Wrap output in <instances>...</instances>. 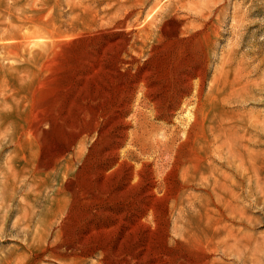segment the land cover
<instances>
[{
  "label": "rangeland",
  "instance_id": "rangeland-1",
  "mask_svg": "<svg viewBox=\"0 0 264 264\" xmlns=\"http://www.w3.org/2000/svg\"><path fill=\"white\" fill-rule=\"evenodd\" d=\"M0 264H264V0H0Z\"/></svg>",
  "mask_w": 264,
  "mask_h": 264
},
{
  "label": "bare ground",
  "instance_id": "bare-ground-1",
  "mask_svg": "<svg viewBox=\"0 0 264 264\" xmlns=\"http://www.w3.org/2000/svg\"><path fill=\"white\" fill-rule=\"evenodd\" d=\"M110 48V47H109ZM106 56V55H105ZM103 58V57H102ZM103 66V65H102ZM87 79V78H86ZM115 86V85H114ZM122 91V90H121ZM113 92V91H112ZM110 95V94H109ZM112 97V96H111ZM161 104V103H160ZM111 105V104H110ZM110 110V109H109ZM98 116V115H97ZM100 122V121H99ZM79 126V125H78ZM93 206V205H92ZM93 219V218H92ZM82 227V226H81ZM90 228V227H89ZM118 229V228H117ZM87 232V231H86ZM80 237V236H79ZM82 238V237H81ZM76 239V238H75ZM87 240V239H86ZM76 241V240H75ZM88 241V240H87ZM86 241V242H87ZM84 242V241H83ZM83 242H81V243H83ZM80 244V243H79ZM71 246V245H70ZM69 246V247H70ZM76 246H79V245H76ZM76 246H74V247H76ZM71 248V247H70ZM77 248V247H76ZM79 248V247H78ZM81 248V247H80ZM77 250V249H76ZM79 250V249H78ZM81 251V250H80ZM76 252V251H75Z\"/></svg>",
  "mask_w": 264,
  "mask_h": 264
}]
</instances>
